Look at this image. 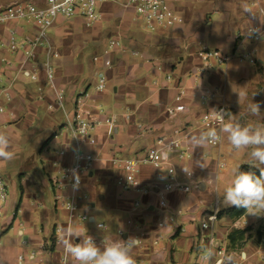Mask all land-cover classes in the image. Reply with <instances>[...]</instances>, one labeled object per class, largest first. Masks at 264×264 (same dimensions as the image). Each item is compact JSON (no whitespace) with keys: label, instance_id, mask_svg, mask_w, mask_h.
<instances>
[{"label":"crops","instance_id":"1","mask_svg":"<svg viewBox=\"0 0 264 264\" xmlns=\"http://www.w3.org/2000/svg\"><path fill=\"white\" fill-rule=\"evenodd\" d=\"M168 1L180 21L165 28L155 27L153 31L147 30L131 10L123 7L124 0L100 6L101 20L91 26H86L81 19H58L48 34L57 57L47 56L43 48L35 49L29 59L12 54L1 44L5 31H0V62L5 60L11 64L0 74L1 82L11 85V99L0 98L4 109L0 115V132L10 137L16 153L14 158L17 155L14 145L22 139V133L25 140L46 137L37 156L26 157L27 162L21 169L22 172L33 170L32 159L39 160L42 178L30 183L21 174L19 180L21 193L41 189V196L30 206L25 201L23 204L21 198L15 207L17 195L8 188L7 203L0 218V264H72L71 258L65 257L60 240L61 230L69 224L85 226L89 235L101 238L104 235L122 239L137 237L139 244L132 250L137 264L212 263L201 258L208 233H202L199 224L214 211L217 182L230 183L233 169L228 168L225 158L227 155L235 158L236 151L226 135L219 149L208 146L194 149L190 137L207 131L200 119L207 109L221 103L225 121L231 118L241 124L264 123V39L259 42L234 39L256 21L255 17H246L242 10L247 0ZM261 27L264 29V25ZM111 40L119 46L112 48ZM203 41L213 43V48L205 46L220 50L230 60L207 66L201 54ZM249 54L255 60L253 64L239 60L241 55ZM45 63L52 70L55 87L63 93V110H47L53 93L46 84ZM32 73L37 75V81L27 77ZM169 75L171 79L166 80ZM100 80L104 88L98 91ZM205 91L215 92L208 106L199 98ZM180 92L184 95L180 96ZM239 93L245 94L240 101ZM252 101L260 104L258 116L249 112ZM105 103L106 112L102 108ZM76 109L86 113L95 126L96 145L84 147L95 160L89 176L78 189L77 209L69 219L68 212L56 207L54 200L51 206L47 203L42 191L48 188L53 193L50 178L72 161L68 121ZM169 109L174 110L175 117L169 116ZM174 127L189 133L188 160L177 162L175 167L192 169L196 187L188 194H165L168 207L160 208L158 199L164 173L144 166L138 180L150 192L140 195L120 191L116 181L122 172L113 165L112 159L135 158L157 136L170 134ZM142 129L147 130L144 135H140ZM49 147H56L52 154H47ZM242 152L247 154V150ZM5 162L0 160V169L5 167ZM200 164L205 167L200 168ZM137 200L139 208H134ZM96 204L107 223L87 214ZM231 207L221 210L217 202V215ZM246 214L235 219L216 215L213 230L219 243L240 264H255V254L262 251L261 246L264 248L260 241L264 227H258L262 215L245 218ZM80 215H87L88 221L80 222ZM164 218V225L159 228L158 223ZM98 223L104 224L107 231L97 229ZM244 229L249 230L248 237L230 246L229 233ZM242 253L243 260L239 258Z\"/></svg>","mask_w":264,"mask_h":264},{"label":"built area","instance_id":"2","mask_svg":"<svg viewBox=\"0 0 264 264\" xmlns=\"http://www.w3.org/2000/svg\"><path fill=\"white\" fill-rule=\"evenodd\" d=\"M115 0H12L11 3L0 7V31H5V38L1 40V44L7 50L15 55H21L25 59L33 56L35 49L43 48L47 56L57 57V54L52 51V47L48 41V34L54 23L58 19H81L86 26H91L101 20L99 11L100 6L112 3ZM247 4L251 5L257 12L260 20L264 19V0H247ZM123 7L130 9L139 19L144 27L153 31L155 27H168L180 21L175 15L168 0H124ZM248 17V15H246ZM256 21L245 28L243 32H239L235 36V40L244 41L249 39L253 42H259L264 39V36L253 35L247 37V34L252 27H258L264 33L258 17ZM27 27L28 30L23 29ZM31 30V32H29ZM25 31V32H24ZM23 33V34H21ZM17 38H20L17 40ZM110 46L116 48L119 46L118 42L110 41ZM201 54L207 66H212L214 62L224 64L230 60V56L225 55L220 50H210L205 45L201 47ZM239 60H247L253 64L255 60L251 55H241ZM11 64L8 61L2 60L0 62V74L3 69L9 68ZM45 73L46 84L53 93V100L47 103V110L53 111L56 109L63 110L64 96L60 89L54 85L52 70L48 63L43 65ZM27 77L31 81H37L35 73L28 74ZM197 77V76H195ZM170 75L166 80H170ZM103 80L99 81L96 89L103 90ZM184 92H180V96ZM9 101L11 99V85L3 84L0 80V98ZM202 104L208 106L215 98L214 91H205L200 95ZM212 110L223 111L225 109L223 104L210 107L206 110L200 119V123L209 128H218V122L213 117ZM4 113V109L0 106V115ZM169 116L175 117L174 110L167 111ZM110 123L109 121H105ZM69 138L73 145L72 161L68 165L60 168L58 174L50 178L53 200L56 207L65 209L68 212V218L74 217V212L77 209V190H74L72 184L74 183L72 176L73 171L78 173L80 177L79 187L83 180L87 178L91 172L94 156L85 152V146H94L96 141L93 138V130L95 126L86 117V113L76 109L72 120L68 121ZM147 130L142 129L140 135H144ZM188 131L184 128L174 127L170 134H161L157 136L152 144L142 150L135 158H114L113 165L122 172V176L116 181L118 189L122 192L133 191L140 195H147L150 192L148 187L143 186L138 180L140 169L144 166H150L155 171L174 170V172L163 171L164 182L159 192L158 206L160 208H167L168 203L164 198L165 194L177 192L188 194L196 187V178L192 172L191 176L185 174L183 168L177 169L170 162L169 156H173L179 163H184L188 160L189 149L186 145L188 140ZM221 142L214 145H208L211 149H219ZM222 165V164H220ZM8 199V185L0 175V218ZM140 202H134V208H139ZM217 199L214 200V211L206 217L205 221L199 224V230L208 235L204 239L205 248L202 251L201 258L205 255V249L210 248L213 252L210 261L211 264H229V258H232L240 264L238 258L227 252L226 248L219 243L216 233L213 230V224L216 221L217 215ZM178 214H181L178 211ZM80 222H87V215L79 216ZM165 218L158 223V227H163ZM104 225L102 223H98ZM105 226V225H104ZM96 228L98 229L97 225ZM96 243H101V237L91 235ZM260 241L264 243V235L261 236ZM240 258V257H239ZM22 260V256L18 257V261Z\"/></svg>","mask_w":264,"mask_h":264},{"label":"clouds","instance_id":"3","mask_svg":"<svg viewBox=\"0 0 264 264\" xmlns=\"http://www.w3.org/2000/svg\"><path fill=\"white\" fill-rule=\"evenodd\" d=\"M242 10L249 17H258L256 10L249 4L242 5ZM261 14H264L262 12ZM260 20V18H259ZM264 25V21H261ZM259 35L264 36L258 27L250 28L247 37ZM244 93H239L240 98ZM249 112L253 116H258L261 112L258 102L249 104ZM213 117L217 120L218 128H209L190 137V143L193 148L205 147L219 143L226 135L227 141L232 148L239 152L247 150L249 156V166L259 170L242 171L240 167L233 169L230 183L224 188L221 200L224 204L236 208H242L248 215H264V123H246L241 124L239 121L229 118L225 121L223 111L212 110ZM223 134V135H222ZM10 137L0 132V160L11 161L15 157ZM204 168V164L199 165ZM174 172V170H162ZM183 171L189 177L192 169L184 167ZM72 179L74 190L79 188L80 177L73 171ZM98 229L102 232L107 231L106 226L97 224ZM60 240L64 246L66 258H71L72 264H137L132 255V250L139 244L137 237L111 238L103 236L100 244H97L94 238L88 234L85 226L76 227L72 224L67 225L61 230ZM213 252L210 248L205 249L204 260L210 261ZM244 259V254L240 255ZM229 264H237L235 260L229 258Z\"/></svg>","mask_w":264,"mask_h":264},{"label":"rangeland","instance_id":"4","mask_svg":"<svg viewBox=\"0 0 264 264\" xmlns=\"http://www.w3.org/2000/svg\"><path fill=\"white\" fill-rule=\"evenodd\" d=\"M8 1L9 0H0V5H4ZM19 39L20 38H17V40H19ZM202 44L203 45L207 44V45H209L210 48L215 47L213 45V43H209L208 41L207 42L203 41ZM107 87L109 89L110 85L107 84ZM105 107H107V103H105L102 106V108H104L103 109L104 112H106ZM50 132L51 131H49V133ZM43 135H45V133ZM46 135H47V132H46ZM25 138H26L25 135L22 133V139L14 145L16 148V151H17L16 158L12 159L11 161L5 162V167L0 169V175L3 177L4 181L8 185V188H12L11 191H13V193H16V195H17L15 207L18 205L19 200L21 198L23 199V201H22L23 204L25 201V203L28 206H30L31 202H34L36 197L41 196V189L39 190V192L28 193L25 191L24 192L25 195L23 193H21L19 180L22 176L21 174H25V178L30 183L35 182V181L39 180L40 178H42L43 172H42L41 163L39 160L32 159L34 164H35V168L37 169V171L34 168L33 170L22 172L21 169H22V166L24 164H26V162H27L26 157L30 156V154L33 155L34 157L37 156L38 150L42 147V144L45 142L46 137H41V138L37 139L36 141H31V139L25 140ZM37 141H39V143H37ZM53 148H56V147H49V152H47V154L48 153L52 154L51 152H52ZM45 154H46V152H45ZM234 156H235V158L234 157L231 158L227 155V157L225 158V160L228 164V168L235 169V168L240 167V166L245 165V164L249 165V156L247 154L243 153L242 151H239V152L236 151ZM169 158H170L171 164L173 166H176L177 161L175 160V158L173 156H169ZM28 161L30 162V159ZM14 184H15V188H14V186L11 187ZM227 185L228 184L226 182H223L222 180H219L216 184V187H217L216 188V190H217L216 191V194H217L216 199H217V202H219V209H221V210L229 206V205L224 204L221 200L223 190ZM23 187H24V185H23ZM43 190H44V191H42L43 196L45 197L47 203L51 206L50 202L53 201V193H51L48 188L47 189L45 188ZM100 209H101V207L99 206V204H96L94 209L87 210V214L89 216L90 215L94 216L96 218V220L102 219L107 223V221L101 217L102 211ZM251 216L252 215H248V213H247L245 218H248ZM258 221H259L258 227H260V228L264 227V215H262ZM262 231H264V229H262ZM262 235H264V234H262ZM246 237H248V236L246 235L245 239H246ZM259 249L262 251L255 254V264H264V261H261V257L264 256V248H262V246H261Z\"/></svg>","mask_w":264,"mask_h":264},{"label":"trees","instance_id":"5","mask_svg":"<svg viewBox=\"0 0 264 264\" xmlns=\"http://www.w3.org/2000/svg\"><path fill=\"white\" fill-rule=\"evenodd\" d=\"M171 7H172V5H171ZM240 168H241L242 171H255L257 173V175L259 174V170L258 169L251 168L248 165L241 166ZM244 214H245V210L244 209L236 208V207L232 206L231 208H229L228 210H226L224 212H219L217 216L221 217L222 215H225V216H227L229 218L235 219V218H239V217L243 216ZM248 231H249L248 229H244V230H238V231L230 232L228 237H227L230 246L233 247L234 245H236V244L238 245L239 243L244 241L245 240V236H246Z\"/></svg>","mask_w":264,"mask_h":264},{"label":"water","instance_id":"6","mask_svg":"<svg viewBox=\"0 0 264 264\" xmlns=\"http://www.w3.org/2000/svg\"><path fill=\"white\" fill-rule=\"evenodd\" d=\"M90 207H93V204H91Z\"/></svg>","mask_w":264,"mask_h":264}]
</instances>
